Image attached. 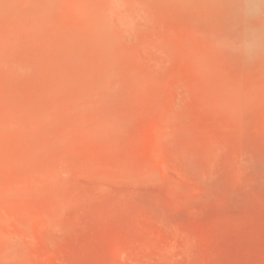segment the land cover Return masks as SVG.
<instances>
[{
  "label": "rangeland",
  "instance_id": "rangeland-1",
  "mask_svg": "<svg viewBox=\"0 0 264 264\" xmlns=\"http://www.w3.org/2000/svg\"><path fill=\"white\" fill-rule=\"evenodd\" d=\"M0 264H264V64L224 0H0Z\"/></svg>",
  "mask_w": 264,
  "mask_h": 264
},
{
  "label": "bare ground",
  "instance_id": "bare-ground-1",
  "mask_svg": "<svg viewBox=\"0 0 264 264\" xmlns=\"http://www.w3.org/2000/svg\"><path fill=\"white\" fill-rule=\"evenodd\" d=\"M224 2L238 20V46L242 60L264 64V22L262 16L264 0H224ZM236 99L237 104L245 106L249 101L248 93L245 90L239 91ZM161 167L159 160H156L154 168L160 169ZM164 168L162 167V169ZM41 225H47V223L43 222ZM15 237L21 239L30 237L29 226L21 224Z\"/></svg>",
  "mask_w": 264,
  "mask_h": 264
}]
</instances>
